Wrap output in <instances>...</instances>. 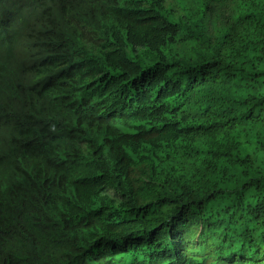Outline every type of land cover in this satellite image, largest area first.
<instances>
[{
	"label": "trees",
	"instance_id": "obj_1",
	"mask_svg": "<svg viewBox=\"0 0 264 264\" xmlns=\"http://www.w3.org/2000/svg\"><path fill=\"white\" fill-rule=\"evenodd\" d=\"M1 5L0 23L11 19ZM131 12L111 35L114 69L170 80L165 104L152 108L143 91L112 96L114 124L81 131L93 163L65 166L61 186L45 191L21 176L0 181V212L27 197L23 214L44 222L33 229L25 218L10 222L0 264H264V0H139ZM35 15L31 9L10 22L28 24ZM80 20L93 26L89 15ZM57 33L70 48L65 56L83 60L88 40L79 28ZM10 40L0 34V56ZM106 107L95 116L105 118ZM141 121L144 134L136 131ZM17 164L0 142V169L10 176ZM92 170L97 185L122 175L127 185L117 203L124 221L106 228L107 240L122 244L96 254L88 253L91 235L59 229L74 185ZM103 201L87 212L106 221L116 210Z\"/></svg>",
	"mask_w": 264,
	"mask_h": 264
},
{
	"label": "clouds",
	"instance_id": "obj_2",
	"mask_svg": "<svg viewBox=\"0 0 264 264\" xmlns=\"http://www.w3.org/2000/svg\"><path fill=\"white\" fill-rule=\"evenodd\" d=\"M35 1L0 0L11 17L0 23V34L11 36L9 51L5 50L0 56V142L11 157L18 159L10 176L2 166L0 181L21 176L44 185L48 191L62 185L61 171L65 166L79 169L93 163L91 157L95 151L90 149L87 141L81 140V131L87 127L89 130L114 124L111 117L117 115L118 109L114 105L107 106L112 96L120 93L126 99L128 95L143 91L150 99L151 107L157 109L165 104L160 103L165 95H169L171 82L164 79L154 83L134 75L132 69L126 73L114 69L110 39L116 21L122 15L131 14L139 0H53L49 5L30 6ZM31 9H36V15L28 24L19 20L18 23L10 22ZM88 15L93 22L91 27L80 20ZM72 24L88 40V51L83 60L68 59L65 55L70 48L61 47L63 38L57 33L58 28ZM148 44L142 43L135 55ZM76 61L82 67L79 77L74 71ZM5 103L10 111L4 108ZM103 107H106L105 118L95 116L94 112ZM15 123L22 126L16 127ZM143 124L141 121L136 125V131L142 134L146 129ZM8 127H12V132L5 137ZM82 177L83 180L74 185L73 196L68 199L67 219L59 229L79 232L80 236L91 235L89 254L106 252L113 247L118 249L122 241L111 244L106 228L124 221L117 213V203L126 192L125 178L122 175L114 184L105 181L97 185L95 173L92 177L90 172ZM101 199L104 200L101 207L116 210V214L106 221L87 212ZM29 202L30 198L22 197L15 210L9 208L0 212L1 244L10 222L25 218L30 223L28 229L44 226L39 214H23Z\"/></svg>",
	"mask_w": 264,
	"mask_h": 264
}]
</instances>
